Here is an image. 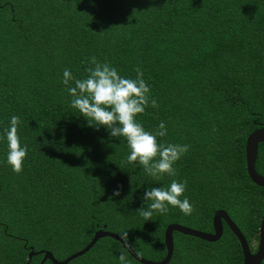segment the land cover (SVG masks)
<instances>
[{"label": "trees", "instance_id": "trees-1", "mask_svg": "<svg viewBox=\"0 0 264 264\" xmlns=\"http://www.w3.org/2000/svg\"><path fill=\"white\" fill-rule=\"evenodd\" d=\"M92 56L125 78L142 70L159 107L137 121L151 132L164 122L159 142L190 145L175 177L129 164L124 137L97 130L71 107L63 70L84 79ZM13 115L28 147L21 174L7 163L4 129ZM262 126L264 0H0V264H40L44 255L28 259L32 248L64 261L103 229L127 230L140 257L160 262L169 225L212 233L218 210L256 252L264 188L248 175L246 143ZM256 170L264 176V143ZM173 179L187 181L195 211L169 206L146 221L137 211L151 203L145 191ZM174 242L169 264H244L225 223L218 242L178 232ZM123 247L104 238L69 264H120Z\"/></svg>", "mask_w": 264, "mask_h": 264}, {"label": "clouds", "instance_id": "clouds-1", "mask_svg": "<svg viewBox=\"0 0 264 264\" xmlns=\"http://www.w3.org/2000/svg\"><path fill=\"white\" fill-rule=\"evenodd\" d=\"M90 67L86 69L88 75L84 79L76 78L72 72L63 70L62 83L72 96L71 107L78 110L85 117L90 126L97 130L104 127L109 130L112 137H124L130 149L127 162L133 164L138 161L143 170L151 177L159 179L167 175L175 177L177 169L175 163L186 154L190 145L164 144L158 137L167 135L164 122H160L155 132L147 131L137 121V116L143 114L150 105L158 108L156 99L150 98V87L143 79V72L136 68L135 79L121 76L118 70L107 62H100L95 56L89 60ZM74 84V86H70ZM21 120L13 115L10 126L4 129L8 144L7 163L16 174L23 172L24 160L28 153L27 145L21 144L18 135V125ZM187 181L178 182L173 179L167 187H152L145 191L142 199L147 207L137 211L146 220H152L153 214L165 215L169 206L179 208L185 215H191L195 208L184 196ZM119 190L114 191V196H119ZM183 197V198H182ZM124 247L120 250V264H130L128 255L130 249L137 255L139 252L129 242L128 231L120 232Z\"/></svg>", "mask_w": 264, "mask_h": 264}, {"label": "water", "instance_id": "water-1", "mask_svg": "<svg viewBox=\"0 0 264 264\" xmlns=\"http://www.w3.org/2000/svg\"><path fill=\"white\" fill-rule=\"evenodd\" d=\"M264 143V126L255 130L251 133L247 139L246 143V162H247V171L252 182L264 188V176L260 175L256 170L257 157L259 152L260 144ZM224 223L228 225L233 234L238 238L244 255V264H263L264 262V215L261 221L260 227V236L259 244L256 252H253L247 239L243 235L240 228L229 216L225 210H218L213 217V229L212 233L198 231L189 227H185L179 224H171L167 227L165 232V244L167 248V255L163 261L154 262L147 259H144L136 254V252L130 249V255L141 264H169L173 258L175 251V242H174V233L178 232L186 236H192L199 238L201 240L208 241L210 243H215L221 240L224 234ZM112 238L123 245L121 237L115 233L108 232L105 229L99 230L94 235L91 243L82 251L75 253L64 261H59L55 258L53 253L48 251L36 252L32 248L28 259L31 261L33 257L38 255H44L40 264H45L47 261H51L53 264H69L73 260L84 256L88 253L101 239ZM124 246V245H123Z\"/></svg>", "mask_w": 264, "mask_h": 264}, {"label": "rangeland", "instance_id": "rangeland-1", "mask_svg": "<svg viewBox=\"0 0 264 264\" xmlns=\"http://www.w3.org/2000/svg\"><path fill=\"white\" fill-rule=\"evenodd\" d=\"M258 245V244H257Z\"/></svg>", "mask_w": 264, "mask_h": 264}]
</instances>
